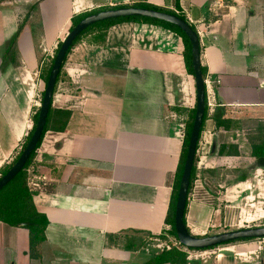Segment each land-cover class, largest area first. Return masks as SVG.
Wrapping results in <instances>:
<instances>
[{
	"label": "crops",
	"instance_id": "1",
	"mask_svg": "<svg viewBox=\"0 0 264 264\" xmlns=\"http://www.w3.org/2000/svg\"><path fill=\"white\" fill-rule=\"evenodd\" d=\"M139 2L184 15L199 38L205 93L215 102L195 155L212 202L187 198L184 213L187 229L199 237L220 213L214 206L226 203L233 188L247 192L250 173L260 169L251 145L264 146V0H0V169L32 129L28 84L72 17ZM26 16L9 60L8 43ZM98 35L87 32L67 55L51 107L69 111V120L63 132L50 127L29 168L33 203L48 221L40 258L28 255L27 230L0 223V264H145L165 250L150 236L167 227L195 108L184 45L169 30L139 22L116 23L104 39ZM235 148L237 155H229ZM238 161L246 165L235 185L223 189L222 176ZM146 242L155 253L138 258Z\"/></svg>",
	"mask_w": 264,
	"mask_h": 264
},
{
	"label": "trees",
	"instance_id": "2",
	"mask_svg": "<svg viewBox=\"0 0 264 264\" xmlns=\"http://www.w3.org/2000/svg\"><path fill=\"white\" fill-rule=\"evenodd\" d=\"M34 7L35 6H33L32 8H34ZM121 7H129V6H120V7H114V8H103L100 10H94V11H90V12L83 13V14H80L78 16L72 17L71 26H70L69 31L72 30L82 19L88 17L89 15H92V14H95V13H98V12H101L104 10L117 9V8H121ZM131 7L155 10V11L165 12V13H168L171 15H176L188 23V21L184 15H181L178 13L176 14V13H173L171 11L160 10V9H157L155 7L148 5L145 2H142V3L139 2L137 4H134ZM27 19H28V16L23 18V20L21 21V23L18 26L16 34L11 39V41L8 43V48L5 51V58L12 60L13 47H15V43H16V40L18 38V35L21 32L22 27H23L24 23L27 21ZM121 22H139V23H144V24H151V25H155V26H160L166 30H169L170 32L174 33L179 38H181L183 45H184V60H185L186 69H187V72L189 73V75H191L193 77V70H192L191 57H190V44H189L186 36L183 34V32H181L177 27L170 25V24H167V23H164V22H161V21L153 20V19H145V18H137V17H135V18H120V19L96 23V24L88 27L85 31H83L75 39V41L72 43L71 47L69 48V50H68V52H67V54L63 60V63L60 67V72L57 76L55 87H56V84H57L58 79L60 77V73H61V70H62V67H63L64 62L66 60L67 55L70 53L71 49L74 47V45L77 43V41L84 34H86L87 32H90L91 30L98 29L99 35L97 38L98 39H104L106 31L113 24L121 23ZM190 26L192 27L193 30H195V28L192 25H190ZM60 46H61V42L58 43V45H57V48H56L54 55H53V58L50 61V65L45 72L44 78H43V75L40 74L41 78H43V84H44L43 91H41L40 104H41V101L43 98V93H44V89H45L46 82L48 79V75L51 71L55 55H56ZM201 72H202L203 80H205L206 69L202 66H201ZM55 87H54V90H55ZM53 93H54V91H53ZM38 114H39V109H37L34 117L32 118V122H33L32 129L28 132L27 136L23 140L19 152L16 154V156L13 158V160L9 164L3 166L0 169V178L3 177L11 169V167L15 164V162L17 161V159L21 155L22 151L26 147L27 143L29 142V140H30V138H31V136L35 130L36 122L38 119ZM194 114H195V108H193V110L190 114V122L185 129V135H184V139H183V143H182V150H181V154H180L179 165H178L177 170H176L175 181H174V185L172 188L171 200L169 203L167 216L165 219V226H167L169 229H168V231L163 232V234L168 233L169 235L173 236L175 240H177L176 233L174 230L175 203H176V198H177L178 186H179L181 174L183 171V165H184V161H185V157H186L189 135H190V131L192 128ZM207 115H208L207 114V108L205 107L203 120H202V126H203L204 121L207 118ZM69 117H70L69 111L55 110L51 107V103H50L49 111H48L47 118H46V123H45V126L43 128L42 135H41V137L37 143L36 150L40 147L42 139H43L45 133L50 130V127L53 128V130L55 132H63L66 125H67ZM216 124H218L217 121H216ZM202 126H201V130H202ZM201 130H200V132H201ZM223 149L224 148H222L219 151V154H224ZM251 149H252V156L256 160V166L259 167L260 169L264 168V146L252 144ZM36 150L34 152H32V154L29 156V158H28L27 162L25 163L23 169L2 190H0V223L5 224L9 227L22 228V229H25L28 231V255L31 259H34V260L40 258L39 253H38V248H39V245H41L42 243L45 242L44 232L48 226V221H47L46 217L43 214H40L37 212L35 205L33 203L34 194L28 187V180H27L26 172L32 166ZM228 154L229 155H231V154L237 155L236 148L234 150L229 151ZM195 175H196V158L194 159V164H193L191 177H190V183L194 179ZM183 221H184V218H183ZM241 241H250V240H239V241H235V242H241ZM235 242H232V243H235ZM229 244H231V243H229ZM181 248H182L181 250L176 249V248H170L169 250H164L160 254L155 255L152 259L147 261L145 264H187L186 251L190 250V249H186L183 246H181ZM214 248H216V247L209 248L206 250H200V251H207V250L214 249Z\"/></svg>",
	"mask_w": 264,
	"mask_h": 264
},
{
	"label": "water",
	"instance_id": "3",
	"mask_svg": "<svg viewBox=\"0 0 264 264\" xmlns=\"http://www.w3.org/2000/svg\"><path fill=\"white\" fill-rule=\"evenodd\" d=\"M135 17L153 19L173 25L177 27L181 32H183L190 44V57L195 87V114L189 135L186 157L175 203L174 230L176 233L177 241L186 249L206 250L239 240L264 238V226L239 229L235 231L223 232L216 235L198 237L192 235L189 232L183 221L188 189L190 185V177L205 110V82L203 80L201 72L199 38L196 31L192 29L189 23L182 20L178 16L155 10L137 7H121L117 9L104 10L82 19L72 30L67 33L55 55L51 71L48 75L43 98L39 107V114L35 130L15 164L3 177L0 178V190H2L23 169L29 156L36 150L37 143L42 135V131L46 123V118L53 96L56 79L60 72V67L75 39L88 27L96 23L120 18Z\"/></svg>",
	"mask_w": 264,
	"mask_h": 264
},
{
	"label": "rangeland",
	"instance_id": "4",
	"mask_svg": "<svg viewBox=\"0 0 264 264\" xmlns=\"http://www.w3.org/2000/svg\"><path fill=\"white\" fill-rule=\"evenodd\" d=\"M23 20V18L21 19ZM54 51L48 56L47 58L42 57L40 59L39 68L37 71L34 72L32 75V80L29 82L30 90L33 91V98L31 101V113L30 118H33L37 109L40 107V98H41V91H43V78L45 76V72L48 69L50 65V61L53 58ZM40 74L43 75V78L39 76ZM41 78V80L39 79ZM29 89V88H28ZM23 142V140H22ZM21 142V144H22ZM20 144V147H21ZM17 150V153L20 150ZM14 157L16 156L13 155ZM13 160V158H12ZM246 165V163L241 164V161H238L234 164H231V168H227V173L222 176V178H226L227 184L223 187L228 189L235 185L236 179L239 176V173L241 170H239V166ZM235 167V168H234ZM233 169H236V173H231ZM27 180L31 178L30 176V169L27 170ZM249 175L251 182L253 183V186L247 189V192H243V186H239L242 190V195H238L237 191H239V188H233L232 193H229L230 196L227 198V202L223 203L221 206H214V209L219 210L217 212L216 216L213 213L212 216V223L213 227L209 228L204 235L199 236H210V235H216L223 232H229V231H235L239 229H246V228H253V227H262L264 226V168L262 169H256L255 171L250 173ZM235 177V178H233ZM28 187H30L28 182ZM31 191L32 186H31ZM246 189V188H245ZM244 189V190H245ZM152 239H160L163 244L165 250H169L170 248H176L181 250V245H174V237L167 234H163L159 237H152ZM148 247H147V244ZM143 244L142 249L138 250V252L142 253L137 256L138 258L145 257L146 254L153 255L155 253L154 251L151 253V249L149 247L151 242H146ZM231 245L240 246L235 250L237 252H240L239 255H235L234 253L230 252L229 250H225L226 248L230 247ZM169 248V249H167ZM145 249H147L145 251ZM41 251V250H40ZM200 250H187L186 251V261L194 259V255H198ZM210 251L212 254L208 257H204V259H198V261H204V262H214V261H224L225 264H264V244L260 243L254 239L250 241H241V242H235L231 244H225L217 246L214 249L207 250ZM203 252V251H202ZM243 254H246L245 257H241ZM144 255V256H142ZM149 255V258H150ZM221 257V258H220ZM190 258V259H189ZM221 263V262H220Z\"/></svg>",
	"mask_w": 264,
	"mask_h": 264
},
{
	"label": "built area",
	"instance_id": "5",
	"mask_svg": "<svg viewBox=\"0 0 264 264\" xmlns=\"http://www.w3.org/2000/svg\"><path fill=\"white\" fill-rule=\"evenodd\" d=\"M177 14V13H176ZM205 82V80H204ZM205 107L207 108V111L211 112L212 109L215 107V102L213 97H206V93H205ZM197 149V148H196ZM204 181L198 176L196 175L195 178L192 180V182L189 185V189H188V195L187 198L190 199L193 202H206V203H211L212 201V197L209 195L210 193L208 191H205L204 189ZM202 195V196H201ZM187 203V201H186ZM168 227L165 228V231H168ZM260 243L264 244V238L261 239H254ZM174 245H180L179 242L177 240H174ZM240 246H236V245H231L230 247L226 248L225 250H229L230 252L234 253L235 255H239L240 252H237L235 250H238L237 248ZM169 249V248H167ZM235 249V250H233ZM212 253L210 251H199L198 255H194V259H204V257H208L210 256ZM246 254H243L241 257H245ZM264 261V260H263Z\"/></svg>",
	"mask_w": 264,
	"mask_h": 264
}]
</instances>
